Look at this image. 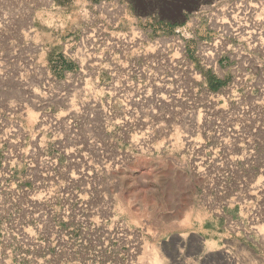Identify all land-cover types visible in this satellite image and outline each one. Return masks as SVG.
Returning a JSON list of instances; mask_svg holds the SVG:
<instances>
[{"label": "rangeland", "instance_id": "374dc122", "mask_svg": "<svg viewBox=\"0 0 264 264\" xmlns=\"http://www.w3.org/2000/svg\"><path fill=\"white\" fill-rule=\"evenodd\" d=\"M99 1L126 5L129 18L140 12L176 23L183 21V10L215 0H152L150 5L146 0H0L2 106L24 100L26 84L39 86L38 78H60L64 69L72 68L62 58V44L75 35L81 14ZM196 46L189 48L193 59ZM203 73L217 92L221 85L216 77ZM198 96L197 112L213 111L204 106L202 89ZM83 106L84 115L71 126L77 129L75 137L71 132L63 142L44 132L36 141L48 153H31V180L67 184L68 209L73 212L68 222L84 229L83 258L101 264H264V131L257 129L264 123L249 122V131L257 133L254 142H263L254 153L246 145L211 156L187 143L205 142L206 136L183 120L189 111L185 106L159 112L175 120L148 116L131 129L123 120L124 107H97L95 113ZM248 107L246 115L264 119V109L253 103ZM24 125L32 134L34 117ZM65 126L62 132L68 133ZM197 157H208L204 162L212 160L213 165H196ZM39 189L31 183V190L40 194ZM107 228L112 229L111 241L98 245V239L108 237L101 232Z\"/></svg>", "mask_w": 264, "mask_h": 264}, {"label": "bare ground", "instance_id": "6f19581e", "mask_svg": "<svg viewBox=\"0 0 264 264\" xmlns=\"http://www.w3.org/2000/svg\"><path fill=\"white\" fill-rule=\"evenodd\" d=\"M125 8L118 1L92 4L81 14L75 35L62 44V58L72 68L64 69L60 78H38L39 86L26 84L24 100H13L8 107L0 103V264H101L82 257L84 229L68 222L73 212L67 184L31 180V153H48L36 138L41 141L48 131L54 139L63 140L71 132L75 137L77 129L71 126L84 115L83 104L95 111L124 107L123 120L130 129L148 116L168 121L170 116L160 114L163 107L175 111L185 106L189 111L183 120L206 136L205 142L187 143L211 156L246 145L254 153L256 145H263L254 142L257 133L249 131V122L262 124L264 119L246 113L248 103L264 109V0L203 2L188 12L179 32L153 22L145 27L130 23ZM196 42L193 59L189 48ZM203 70L223 81L217 92L211 91ZM199 89L206 94L204 106L213 111L197 112ZM32 116L36 127L31 134L24 122ZM257 129L264 131L260 125ZM207 158L197 157L194 164L211 165L212 160L204 162ZM32 182L40 194L31 190ZM101 232L108 237L97 244L110 242L112 229Z\"/></svg>", "mask_w": 264, "mask_h": 264}, {"label": "crops", "instance_id": "0c3cea01", "mask_svg": "<svg viewBox=\"0 0 264 264\" xmlns=\"http://www.w3.org/2000/svg\"><path fill=\"white\" fill-rule=\"evenodd\" d=\"M125 7H126V5H125ZM141 8L143 9L144 7H141ZM141 8H139V11L141 10ZM125 10H126V18H127V20L130 23H135L136 22L140 26L145 27V25L146 26L149 25V22H150V24L153 22L152 26L159 27V26L163 25V27H166L170 32H179V27L181 26V24L185 20L188 11H190V9L189 10H183L182 13H181V15L183 17V21L175 23V22H170V21H166V20H163L161 18H158L156 15L148 16V15H144V14H142L140 12H139V15H137V17L129 18L128 17L127 7L125 8ZM153 19H154V21H153ZM155 19H156V21H155Z\"/></svg>", "mask_w": 264, "mask_h": 264}, {"label": "trees", "instance_id": "16d2710c", "mask_svg": "<svg viewBox=\"0 0 264 264\" xmlns=\"http://www.w3.org/2000/svg\"><path fill=\"white\" fill-rule=\"evenodd\" d=\"M215 80H216V79H215ZM216 81H218V82L220 83L219 85H222V84H223V82H222V81H220V80H216ZM214 85H215V86H214ZM217 86H218V85H216V84H213V85H212V88H213V89H216V88H217Z\"/></svg>", "mask_w": 264, "mask_h": 264}, {"label": "flooded vegetation", "instance_id": "af4514ba", "mask_svg": "<svg viewBox=\"0 0 264 264\" xmlns=\"http://www.w3.org/2000/svg\"><path fill=\"white\" fill-rule=\"evenodd\" d=\"M146 2H147V4H149V5H150V4H152V0H146ZM170 3H172V2H170ZM173 4H175V2H174V3H172V5H173ZM141 7H144V6H143V5H141Z\"/></svg>", "mask_w": 264, "mask_h": 264}]
</instances>
